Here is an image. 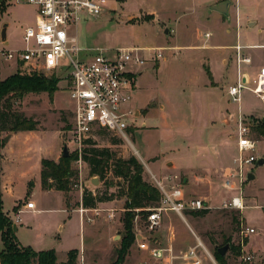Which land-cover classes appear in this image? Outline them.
Instances as JSON below:
<instances>
[{
  "label": "rangeland",
  "instance_id": "1",
  "mask_svg": "<svg viewBox=\"0 0 264 264\" xmlns=\"http://www.w3.org/2000/svg\"><path fill=\"white\" fill-rule=\"evenodd\" d=\"M204 1L108 0L107 9L101 16L89 18L73 30L79 44L89 49V53L135 48L148 59L144 65L138 66L145 71L137 76L132 93V109L136 117L133 118L134 125L128 130L129 139L112 133H94L91 138L96 145L110 147L118 156L135 155L144 163L145 177L155 185L153 174L165 183H168L165 177H173L174 182L183 186L187 199L200 198L209 203V212L205 216H194L189 212L191 210L183 215L168 211L163 213L158 225H152L148 216L137 214L134 218L137 239L124 264H196L197 261L184 255L199 243V239L206 247L200 246L196 250L201 258L200 264H215V250L229 239L223 245L242 243L244 239L245 253L252 250L256 254L252 264H264V163H257L264 158V137L254 128L264 121V102L249 89L243 90L240 104L230 99L226 88L234 83L233 57L229 64L223 65L221 59L220 65L215 67L207 57L201 61L197 56L190 57L193 50L189 48H169L175 41L179 42L178 39L183 45L188 42L201 44L206 39V31L212 33L210 41L214 44L228 46L236 43L235 30L229 34L225 31L226 24L231 25L233 21L227 19L222 23L219 14L210 11ZM237 1L242 3V9L246 6L245 2H264L233 0L231 16L236 14ZM260 10L264 21V7ZM36 16L35 5L0 0V46L10 49L23 47L25 28L34 25ZM169 19L192 24L177 39L178 35L165 33V27H169L166 25L171 22ZM5 24L7 40L2 41ZM149 47L152 50H146ZM156 49H162L163 57L159 58L160 61L149 60ZM250 52L256 57L264 53V48H255ZM159 62L161 65L158 68ZM18 72L30 74L33 71L29 72L13 62H2L0 80ZM58 78L52 97L45 91L31 92L16 105L18 110L37 120L36 130L46 131L40 134V149L45 156L55 157V160L61 157L64 146L70 153L83 147L70 132L75 121L76 104L69 95V82ZM241 123L250 128L249 135L257 141L253 154L258 159L249 164L244 172L248 175L255 171L257 175L252 181L247 176L242 182L234 177L226 186L228 178H231L229 173L238 169L235 159L239 157L237 138ZM113 138L120 142L114 144ZM34 144L30 145V149ZM16 160H20L19 157ZM37 160L39 156L32 161ZM84 163L82 160L75 162L79 185L69 193L42 191L30 181L24 200L18 201L13 208L14 211L22 209L31 200L29 196L37 202V212L21 213L22 219L14 222L19 226L15 230L17 239L22 245L35 250L55 248L60 251L58 264L65 260L66 250L81 249L85 245L88 247L86 264H110L116 258L124 232L122 216L126 198H117L112 200L115 203L111 208L98 206L101 214L94 216V212H89L95 219L87 222L86 230L80 233L79 215L73 207L79 204L80 191L84 186L92 190L100 186V182L98 185L91 183ZM13 169L17 171L16 167ZM23 186V183L19 184L18 189L22 190ZM100 187L104 189L103 185ZM111 190H116V187ZM238 195L244 198V209L225 206ZM6 202L8 209L10 203ZM13 210L5 213L16 221ZM235 215L239 223L234 221ZM110 221L118 223L119 232L115 229L109 235L106 228ZM59 225H64V229L59 230ZM90 225L92 229H87ZM247 227L256 229L250 238L241 233V229ZM142 243L150 249H164L163 257L153 256L149 249L141 247ZM3 247L0 234V249ZM227 254L228 264L240 263L230 250ZM78 259L79 253L76 263Z\"/></svg>",
  "mask_w": 264,
  "mask_h": 264
},
{
  "label": "built area",
  "instance_id": "2",
  "mask_svg": "<svg viewBox=\"0 0 264 264\" xmlns=\"http://www.w3.org/2000/svg\"><path fill=\"white\" fill-rule=\"evenodd\" d=\"M12 1L35 5L37 16L34 25L25 28L23 47L10 49L0 46V68L2 62H13L29 72L38 71L48 76L56 75L67 79L69 95L76 104L75 121L70 132L80 145L84 140L91 138L99 128L129 139L128 130L134 125L133 118L136 117L131 102L136 79L141 71L138 66L144 65L148 59L142 57L135 48L98 50L89 53V49L79 44V39L73 32L78 24L86 22L89 18L101 16L107 9L108 0ZM206 35L209 36L208 33ZM235 48L238 68L241 71L244 64H251L252 58L245 54L243 50L245 46L237 45ZM161 50L156 49L149 60L163 57ZM245 89L251 90L264 102V68L252 78H245V74L240 72L237 81L228 87L230 99L240 104ZM249 132L250 128L241 123L237 138L239 157L235 159L238 169L237 172L229 173L231 178H228L226 186L230 185L234 177H238L241 182L247 178L244 169L258 159L253 154L257 141ZM153 178L162 192V199L158 206L147 208L150 211L148 221L152 225L160 224L163 213L167 211L183 215L185 211L209 208V203L203 199H187L183 186L174 182L173 177L164 178L168 183L155 175ZM25 206L27 209H37L33 200L27 202ZM225 206L241 210L246 207L244 198L240 195L232 197ZM80 210L84 222H92L94 216L101 214L100 208L82 206ZM89 212H94V216L89 215ZM19 213V211L16 213V221L20 220ZM253 232L255 229L252 227L241 229V233L245 235ZM200 246L206 249L199 241L188 250L185 257L193 258L200 263L201 259L196 252ZM141 247L149 249L155 257H163V249H150L146 243H142ZM237 259L245 264H252L256 260V255L242 250ZM214 263L219 264L217 260H214ZM76 264H84V257L82 256L80 263Z\"/></svg>",
  "mask_w": 264,
  "mask_h": 264
},
{
  "label": "trees",
  "instance_id": "3",
  "mask_svg": "<svg viewBox=\"0 0 264 264\" xmlns=\"http://www.w3.org/2000/svg\"><path fill=\"white\" fill-rule=\"evenodd\" d=\"M15 73L0 80V134L17 131L36 130L37 120L28 117L16 108V105L31 92H48L52 97L57 89L59 78L56 75L44 77L42 73ZM255 130L264 137V121L254 126ZM96 133L106 134L110 131L99 128ZM113 134V133H112ZM117 144L119 139L113 138ZM4 140L0 135V146ZM83 147L69 153L58 160L42 158L41 183L44 190H60L69 193L76 185H79V171L75 162L82 160L87 163L90 177L97 176L100 186L92 190L83 187L81 205L84 208H97L103 202L115 199H125V211L122 216L124 232L120 245L116 250V258L110 264H124L130 250L137 239L134 231V218L137 214L148 216V209L156 207L162 199V192L157 185L145 177L143 163L135 156H118L110 147H99L92 138L83 141ZM116 187V190L111 188ZM69 205V202H68ZM147 210V211H146ZM264 210V207H263ZM194 216H205L209 209L189 211ZM239 223L238 217H233ZM14 221L3 209V198L0 175V234L4 247L0 249V264H58V256L55 249L35 250L31 246L22 245L14 230ZM230 240V239H229ZM229 240L223 244L228 243ZM242 243H230V251L235 258L242 254ZM219 245L214 252L215 259L219 264H228V254L221 255ZM79 251L72 249L68 252V258L60 264H76ZM239 264H245L240 262Z\"/></svg>",
  "mask_w": 264,
  "mask_h": 264
},
{
  "label": "crops",
  "instance_id": "4",
  "mask_svg": "<svg viewBox=\"0 0 264 264\" xmlns=\"http://www.w3.org/2000/svg\"><path fill=\"white\" fill-rule=\"evenodd\" d=\"M226 0H205L204 5L209 8L210 11L218 13L220 16V21L222 23H225L228 19V21L231 22L233 21L231 25H227L225 27L226 33H232L233 29L236 32L237 38H236V43L228 46H223L219 44H214L213 42L210 41V38L212 37V33L210 31L205 32V41L201 44H191V42H188L187 44L183 45L180 44V34H182L183 31H188L191 26V22H184L183 21H172L165 27L166 29H169L167 34H176L178 35L177 39L179 42L175 41L174 45L169 46L171 49H180L183 50L184 48H188L190 50H193V52L190 54V57L192 56H197L198 60H202L203 57L209 58L208 61H210L213 66L217 67L220 65V60L223 65L229 64L230 63V58L233 57L232 61V74H233V79L234 83L237 81L239 77V73L241 72L242 74H245V78L249 77H254L258 71L261 68H264V53L253 55L250 50L255 49V48H264V21H262L261 17V7H264V2H245L246 6L244 8H240V1L236 2V14L234 16H231L230 14V9L233 4V0H228L230 1L228 5V14L224 15L218 11H215L212 9V7L218 3H221ZM239 3V7H238ZM235 20V21H234ZM166 33V32H165ZM206 33L209 34V36L206 35ZM176 39V40H177ZM237 45H242L245 46L243 49L246 55H249L252 58L251 64L247 65L244 64L241 67V71H239L237 60H236V46ZM152 50V47L147 48L146 50ZM192 59V58H191ZM159 60V59H158ZM156 61V60H155ZM160 61V60H159ZM229 61V62H228ZM161 63L159 62L158 68L160 67ZM145 69H141L139 72L138 76H141L144 73ZM220 76V75H219ZM218 81V80H217ZM232 83V84H234ZM229 87V86H228ZM228 87L226 88V91L228 93ZM229 95V93H228ZM230 97V95H229ZM134 105V102H131V106ZM241 113V112H240ZM264 118V117H263ZM46 132V131H40V130H28V131H17V132H11V136L8 141H5L4 138L9 134L4 133L5 135H1V138L4 140V144L0 146V175H1V189H2V198H3V207L4 211H11L13 210L14 206L18 204V201L24 200L25 196L27 195V189H28V183L31 181L33 182L34 185H37L38 187L41 188L42 191H57V192H63L60 190H44L42 188V183H41V169H42V164L41 160L42 158H49L43 154V151L40 149L41 145V133ZM34 144L32 149H30V145ZM58 151V150H57ZM37 156H39V160L37 161H32L33 159H37ZM19 159L18 161H21L18 163L16 159ZM15 158V159H14ZM55 160V157L51 158ZM264 159V158H263ZM17 162V163H16ZM144 164V163H143ZM86 166L88 173H89V168L87 163H84ZM16 167L17 171H15L13 168ZM150 168V167H149ZM254 178L257 175V172L252 171ZM154 175V174H153ZM92 179V177H90ZM90 179V181H91ZM251 179V181L253 180ZM23 183V189L20 190L19 184ZM82 189L80 191L79 199L78 202L79 204L76 207H73V210H75L78 215H79V220H80V233H83V231L86 230V224L87 222H84V219L82 217V213L80 212L82 205ZM32 201L33 199L31 196H29ZM6 201H9L10 203V208L6 209ZM34 201V200H33ZM27 203V202H26ZM25 203V204H26ZM36 207L38 208L37 202ZM115 202L109 201V202H103L99 204V206H104V207H113L112 205ZM25 204L22 206V209H19L18 211L21 213L28 212V213H34L37 212L38 210H31L27 209ZM18 211H14V214ZM16 212V213H15ZM168 212V211H167ZM110 214V213H109ZM20 216V220H21ZM19 220V221H20ZM14 222H17L14 220ZM17 226V229H19L18 224L15 223ZM89 225V224H88ZM118 223L115 221H110L108 224V227L106 228L107 231L109 232V235H112V233L115 231V229L119 232L118 229ZM251 228V227H250ZM254 228V227H252ZM64 225H59V230H63ZM87 229H92L91 225L87 227ZM255 229V228H254ZM256 233V229L255 232ZM251 234V233H250ZM250 234H248L250 238ZM79 235V233H78ZM201 241L200 239L198 242ZM197 242V243H198ZM203 243V241H201ZM196 243V244H197ZM204 244V243H203ZM205 245V244H204ZM88 247L85 245L84 248L82 246L81 249L79 248H70L65 251V260L61 261V263L65 262L68 258V252L72 249H77L79 251V259L78 263H80L81 257H84V264H86V253L88 251ZM55 249V248H52ZM145 249V248H144ZM172 248H167L166 250H171ZM37 250V249H36ZM56 250V249H55ZM164 250V249H163ZM39 251V250H38ZM243 251L244 245H243ZM57 256L59 257L60 251L56 250ZM86 252V253H85ZM165 252V250H164ZM163 252V253H164ZM247 252H252L254 251H247ZM255 254V253H254ZM256 255V254H255ZM185 257V255H184ZM200 258V257H199ZM201 259V258H200ZM59 261V258H58ZM88 263V262H87ZM200 264V263H196Z\"/></svg>",
  "mask_w": 264,
  "mask_h": 264
},
{
  "label": "water",
  "instance_id": "5",
  "mask_svg": "<svg viewBox=\"0 0 264 264\" xmlns=\"http://www.w3.org/2000/svg\"><path fill=\"white\" fill-rule=\"evenodd\" d=\"M229 3H230V1H228V0L223 1V2H221V3H218V4L214 5V6L212 7V9L215 10V11H218V12L224 14V15H227V14H228V5H229ZM168 30H169V29H166L165 32L167 33ZM1 38H2V41H6V40H7V24H5V25L3 26L2 33H1ZM22 64H23V62H22ZM10 136H11V133H9V134L4 138V140H5V141H8L9 138H10ZM69 153H70V152H69L67 146H64L62 155H63V156H68ZM257 163H258V164H263V163H264V159H263V158H260V159L258 160ZM253 178H254V175H253L252 173H248V179L251 180V179H253ZM99 182H100V181H99V178H98L97 176L92 177V179H91V183H92L93 185H98ZM206 203L208 204V201H206ZM16 229H17V226L14 224V230H16ZM229 249H230V244H226V245L220 247L218 251H219V253H220L221 255H225V254L228 252Z\"/></svg>",
  "mask_w": 264,
  "mask_h": 264
}]
</instances>
